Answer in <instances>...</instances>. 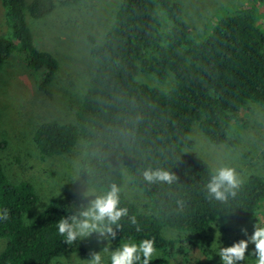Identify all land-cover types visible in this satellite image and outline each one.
<instances>
[{
  "label": "trees",
  "instance_id": "obj_1",
  "mask_svg": "<svg viewBox=\"0 0 264 264\" xmlns=\"http://www.w3.org/2000/svg\"><path fill=\"white\" fill-rule=\"evenodd\" d=\"M252 2L227 8L199 36L183 19L182 3L120 1L103 40L89 38L95 70L73 121H47L32 134L41 158L67 155L80 138L84 147L77 177L89 193L79 192L93 195L53 197L25 224L38 197L30 183L9 182L0 164V238L6 240L0 264H51L63 253L85 255L73 219L90 209L99 229L122 250L105 264H173L175 259L177 264H210L190 253L196 248L205 256L197 242L217 223L256 222L264 179H229L188 153L193 123L210 144L229 145L232 129L246 126L245 109L264 107V29L258 23L264 0ZM2 7L0 69L17 55L25 69L42 75L37 90L47 95L58 63L36 48L27 20L45 18L56 5L52 0H2ZM139 74L153 75L160 83L174 80L162 91L139 83ZM124 178L145 196L148 213L125 198ZM164 230L175 235L167 239ZM128 242V249L122 246ZM157 250L163 256L150 255Z\"/></svg>",
  "mask_w": 264,
  "mask_h": 264
},
{
  "label": "rangeland",
  "instance_id": "obj_2",
  "mask_svg": "<svg viewBox=\"0 0 264 264\" xmlns=\"http://www.w3.org/2000/svg\"><path fill=\"white\" fill-rule=\"evenodd\" d=\"M30 1L26 0L27 3ZM52 1L56 5L52 13L40 20H27L36 48L50 53L58 63L48 94L37 90L42 75L25 69L17 55H13L0 69V164L9 182L30 183L38 197L35 207L23 218L25 224L32 223L53 197L73 192L88 197L93 195L79 192L89 193L87 188L82 190L84 187L77 177V163L84 147L82 140L79 138L67 155L41 158L33 144L32 134L39 124L47 121H73L74 112L80 106L95 70L89 38L96 43L103 40L121 0H81L69 6L61 5L62 0ZM174 1L181 6L183 4V19L199 36L207 30L205 25L228 12L227 8L256 4L252 0ZM258 6V23L264 29V5ZM3 12L0 0V36L5 33L1 19ZM172 79L160 83L153 75L139 74L137 77L139 83L162 91L171 86ZM243 118L245 128L238 126L232 129V144L229 145L210 144L199 124L193 123L188 135L192 143L188 153L204 160L214 172L229 179L241 182L250 175L264 179V107L250 104ZM122 192L141 213H148L145 196L127 178L123 180ZM256 217V222L243 226L225 221L217 223L205 238L197 242L196 247L204 250L205 256H199L196 248L190 255L210 264H264V202ZM98 224L92 209L75 216L73 229L86 254L63 253L51 264H105L115 254H120L122 250L114 248ZM164 235L168 239L175 233L166 231ZM130 244L122 246L128 249ZM5 245L6 240L0 238V253ZM150 255L161 257L163 253L157 250ZM172 263L177 264V259Z\"/></svg>",
  "mask_w": 264,
  "mask_h": 264
}]
</instances>
